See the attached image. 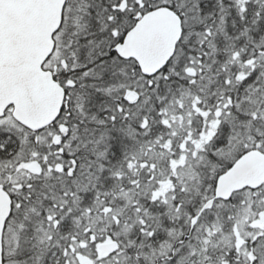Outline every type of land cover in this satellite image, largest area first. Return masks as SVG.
Listing matches in <instances>:
<instances>
[{"label":"snow or ice","instance_id":"obj_1","mask_svg":"<svg viewBox=\"0 0 264 264\" xmlns=\"http://www.w3.org/2000/svg\"><path fill=\"white\" fill-rule=\"evenodd\" d=\"M0 264H264V0H0Z\"/></svg>","mask_w":264,"mask_h":264}]
</instances>
